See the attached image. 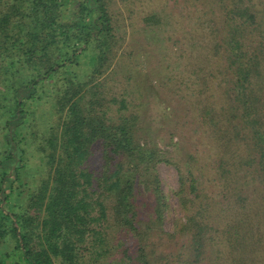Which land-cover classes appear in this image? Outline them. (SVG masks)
<instances>
[{
	"label": "trees",
	"instance_id": "1",
	"mask_svg": "<svg viewBox=\"0 0 264 264\" xmlns=\"http://www.w3.org/2000/svg\"><path fill=\"white\" fill-rule=\"evenodd\" d=\"M166 4L163 78L197 145L174 231L172 160L101 78L124 39L110 0H0V264H264V0Z\"/></svg>",
	"mask_w": 264,
	"mask_h": 264
},
{
	"label": "rangeland",
	"instance_id": "2",
	"mask_svg": "<svg viewBox=\"0 0 264 264\" xmlns=\"http://www.w3.org/2000/svg\"><path fill=\"white\" fill-rule=\"evenodd\" d=\"M163 1L134 0L130 4L126 0H110L115 27L124 37L119 51L123 55L119 53L116 57L113 73L110 75L106 71L101 78L109 76V90L113 86L118 99L125 95L131 102V109L138 112V140L157 145L162 156L172 160L159 162L157 172L166 200L163 225L167 231H174L188 217L177 194L180 174L175 161L190 162L197 145L185 104L173 94L163 78L167 73L163 67L171 50V43L163 34L169 27L170 9L166 0ZM167 1L171 4V0ZM153 2L161 4L158 13H154ZM146 13L158 14L161 20L147 21ZM92 67L91 61L82 59L78 74L85 78Z\"/></svg>",
	"mask_w": 264,
	"mask_h": 264
}]
</instances>
